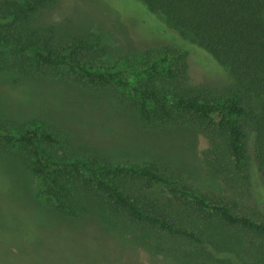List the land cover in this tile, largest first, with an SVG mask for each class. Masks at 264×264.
<instances>
[{
	"label": "trees",
	"instance_id": "1",
	"mask_svg": "<svg viewBox=\"0 0 264 264\" xmlns=\"http://www.w3.org/2000/svg\"><path fill=\"white\" fill-rule=\"evenodd\" d=\"M57 1L0 0V72L111 93L142 133L190 129L205 141L199 161L217 190L192 186L160 161L114 162L89 145L74 147L41 119L0 117V152L41 181L39 193L58 214L94 215L163 261L264 264V217L242 203L253 169L264 186V0H143L228 70L233 85L224 90L191 83L187 52L171 46L133 58L129 71L109 66L100 36L37 23Z\"/></svg>",
	"mask_w": 264,
	"mask_h": 264
},
{
	"label": "rangeland",
	"instance_id": "2",
	"mask_svg": "<svg viewBox=\"0 0 264 264\" xmlns=\"http://www.w3.org/2000/svg\"><path fill=\"white\" fill-rule=\"evenodd\" d=\"M37 23L54 25L61 35L100 36L107 45L105 63L117 69L129 71L133 58L171 46L187 52L191 83L216 90L233 85L226 68L143 0H58ZM18 79L16 73L0 72V117L48 121L69 134L74 147L89 145L114 162L160 161L181 171L192 186L217 190L199 161L205 141L190 129L142 133L135 127L136 114L111 93L52 79ZM251 178L242 203L264 217V186L255 169ZM40 186L14 155L0 152V264H171L135 240L107 232L94 215L71 219L58 214L39 193Z\"/></svg>",
	"mask_w": 264,
	"mask_h": 264
}]
</instances>
